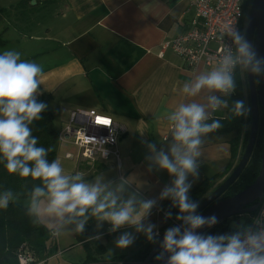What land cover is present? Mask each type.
Wrapping results in <instances>:
<instances>
[{
  "label": "crops",
  "instance_id": "0c3cea01",
  "mask_svg": "<svg viewBox=\"0 0 264 264\" xmlns=\"http://www.w3.org/2000/svg\"><path fill=\"white\" fill-rule=\"evenodd\" d=\"M191 2L0 0V53L18 51L22 60L36 62L43 68L40 88L51 96L48 107L58 132L56 159L63 163L57 148L70 144L59 135L72 110L93 109L126 128L117 144L118 161L114 156L94 162L80 156L66 159L64 154L70 151H64L63 159L68 165L65 173L83 172L90 183L99 176L112 186L126 180L125 199L136 193L143 199L157 201L146 223L154 224V231L159 234L171 226L165 213L172 204L170 199L160 200V193L174 178L147 159L152 155L148 144L167 152L172 137L164 111L180 102L207 104L209 95L202 90L196 97L186 98L181 89L186 81L211 68L203 62L187 65L170 47L163 48L190 28L194 17ZM207 110L210 118L225 116L224 108ZM233 136V132L209 133L202 138L197 160L199 178L188 177L192 182L189 196L203 181L210 180L214 185L233 169L235 165L220 176L230 161L229 141ZM156 208L160 211L156 212ZM87 226L94 236L101 237L95 239L104 247L100 255L93 251L88 259L82 243L75 241V233L64 232L50 238L47 248L51 252L33 264H103L115 258L126 261L150 243L131 226L114 233L108 232L110 225L106 222L97 230L95 219H90ZM125 231L133 233L135 241L127 249H117L115 241Z\"/></svg>",
  "mask_w": 264,
  "mask_h": 264
},
{
  "label": "clouds",
  "instance_id": "9594fccd",
  "mask_svg": "<svg viewBox=\"0 0 264 264\" xmlns=\"http://www.w3.org/2000/svg\"><path fill=\"white\" fill-rule=\"evenodd\" d=\"M225 37L231 44L223 49L216 65L186 81L181 89L186 98L207 91V104L180 102L175 108L166 109L164 116L172 137L168 151H157L155 144H148L152 155L147 159L174 178L159 199H170L172 206L178 208L175 219L182 222L164 232L161 251L154 257L162 264H264V212L251 223L234 222L235 230L229 233L202 234L197 230L212 228L218 218L197 213L199 204L189 197L192 182L188 177L199 178L197 160L201 156L202 138L223 127L220 119L208 122L207 109L216 112L229 107L227 97L236 89L237 68L254 77L264 75V57H258L244 33L226 25L220 38ZM42 75V66L22 60L20 52L0 53V161L9 174L31 178L42 185L29 193L25 204L27 215L34 223L48 228L53 237L64 232L82 234L89 220L95 219L97 230L105 222L110 225L109 233L131 226L136 233H143L148 242L156 244L159 232L154 231V224L146 223L156 200L143 199L136 193L125 199L123 193L128 182L123 179L112 186L99 176L90 183L83 172L66 174L60 159L48 160L51 149L38 146L31 125L41 120L48 108L38 100L42 94ZM250 110L243 99L234 101L230 109L232 117H246ZM16 200L11 190L0 192V210H6ZM171 216V211L165 213L166 219ZM99 238L97 235L89 239ZM135 238L133 233L125 231L116 239L115 247L127 249Z\"/></svg>",
  "mask_w": 264,
  "mask_h": 264
},
{
  "label": "trees",
  "instance_id": "16d2710c",
  "mask_svg": "<svg viewBox=\"0 0 264 264\" xmlns=\"http://www.w3.org/2000/svg\"><path fill=\"white\" fill-rule=\"evenodd\" d=\"M252 1L253 0H244L243 21L247 19ZM0 43H2L1 38ZM244 77L247 79L246 72L243 75L240 73L239 68H237L235 72L236 89L230 97H227L229 107L224 108L225 116L213 117L208 121L211 123L212 119H220L223 124L222 128L212 132L214 134L234 133V136L229 141L231 150L230 161L220 176L224 175L238 162L245 148L249 134L250 112L246 117H232L230 111L233 102L241 99L245 100L246 107L250 108L248 87L246 90L243 84ZM262 77H264V75L254 77V82L257 79L261 80ZM255 85L258 86L259 83H255ZM40 91L42 94L38 96V100L48 105L51 99L50 94L44 92L41 88ZM221 98L224 99L225 97ZM42 117L41 120L34 121L31 125L32 134L38 138V146L51 149L47 157L51 162L56 159L55 143L58 139V132L54 127L53 117L49 107L42 113ZM262 137H264V112L259 110L258 132L250 159L239 177L222 194V198L238 193L253 183L257 177L261 165ZM37 186H42L40 181H32L31 178H21L18 174H9L4 167V163L0 161V192L11 190L17 197L15 202H10L6 210H0V264H18L17 249L22 243H26L30 248L36 258V262L45 259L48 253L51 252V249L47 248V242L51 238L49 230L43 225L34 223L32 218L27 215L26 207L21 204V199L28 198L31 190ZM212 186L213 184L210 180L203 181L193 190L189 196L190 199L199 203L201 199L210 192ZM167 211H171L172 213V216L169 218V225H172L173 221H177L175 217L179 214L178 208L173 207L171 204L167 206ZM236 218L237 216L225 219L212 228L205 230L202 234L216 235L234 231L231 230L230 224ZM90 237H94V232L90 226H87L82 234L75 233V241L77 243H82L88 259L91 258L93 251L98 255L104 252V247L95 241V239H89ZM151 246L152 243L147 244L143 248L136 250L125 260L142 263L147 257ZM121 259L122 258H115L111 260V262L103 264H116L115 262ZM152 260H154V258Z\"/></svg>",
  "mask_w": 264,
  "mask_h": 264
},
{
  "label": "built area",
  "instance_id": "2783aa9c",
  "mask_svg": "<svg viewBox=\"0 0 264 264\" xmlns=\"http://www.w3.org/2000/svg\"><path fill=\"white\" fill-rule=\"evenodd\" d=\"M243 3L244 0H192L194 17L190 28L165 43L163 48L170 47L187 65L203 62L209 68H213L223 49L231 44L227 37L220 38L224 27L234 26L244 33L246 21H243ZM105 119L109 124L98 122ZM125 132V126L115 122L110 116L100 114L93 109H77L69 112L68 121L59 138L78 150L76 155L66 152L64 154L66 159L80 156L94 162L114 156L118 161L117 144ZM155 211L160 210L156 208ZM261 212H264V196L253 212L240 217H243L246 223H251ZM20 252H18V264H33L36 261L32 252L25 249H20ZM115 263L141 264L121 260Z\"/></svg>",
  "mask_w": 264,
  "mask_h": 264
},
{
  "label": "water",
  "instance_id": "95a60500",
  "mask_svg": "<svg viewBox=\"0 0 264 264\" xmlns=\"http://www.w3.org/2000/svg\"><path fill=\"white\" fill-rule=\"evenodd\" d=\"M244 34L254 45L258 57H264V0L252 1ZM246 76L251 110L249 134L245 148L230 173L201 199L197 209V213L205 217L215 215L218 218V223L237 216L230 224L231 230H235L234 222H239L240 220L245 222V219L240 216L253 212L259 205L262 196H264V137H262L261 165L257 177L253 183L243 190L232 196L222 198V194L235 182L250 159L258 132L259 110L264 112V77L261 78L259 85L256 86L254 76L248 72H246ZM181 224V221H173L170 227L180 226ZM207 229L209 228L204 227L198 229L197 232L202 233ZM164 232L159 234L157 243L152 244L147 257L141 264H152L151 260L161 251L160 244L163 241ZM156 264H162V262L157 261Z\"/></svg>",
  "mask_w": 264,
  "mask_h": 264
},
{
  "label": "rangeland",
  "instance_id": "374dc122",
  "mask_svg": "<svg viewBox=\"0 0 264 264\" xmlns=\"http://www.w3.org/2000/svg\"><path fill=\"white\" fill-rule=\"evenodd\" d=\"M239 71H240V73H242L243 75H244V73L245 72H242L240 69H239ZM243 84H244V88L247 90V79H246V77H244V79H243ZM58 150H57V153H59L58 154V156L60 155V158L63 160V163H62V166L63 167H66V162L64 161L65 159H63V154H64V151H70V152H72L74 155H76L77 154V148L75 147V146H73L72 144H67V145H64V147H61V149L60 148H57ZM59 151V152H58ZM68 166V165H67ZM72 174H74V173H72ZM220 182H217L216 184H214L212 187H211V189H210V191L215 187V186H217L218 184H219ZM26 201H27V198H23V199H21V204L23 205V206H25V204H26ZM49 241L51 242V239H49ZM20 249H25V250H27V251H30V252H32L31 250H30V248L26 245V243H22L19 247H18V249H17V252H20ZM21 253V252H20ZM18 255V254H17ZM33 263H36V261L35 262H33Z\"/></svg>",
  "mask_w": 264,
  "mask_h": 264
},
{
  "label": "snow or ice",
  "instance_id": "6c2138e0",
  "mask_svg": "<svg viewBox=\"0 0 264 264\" xmlns=\"http://www.w3.org/2000/svg\"><path fill=\"white\" fill-rule=\"evenodd\" d=\"M98 122L103 123V124H105V125L109 124V121L106 120V119H105V120H102V121L98 120Z\"/></svg>",
  "mask_w": 264,
  "mask_h": 264
},
{
  "label": "flooded vegetation",
  "instance_id": "af4514ba",
  "mask_svg": "<svg viewBox=\"0 0 264 264\" xmlns=\"http://www.w3.org/2000/svg\"><path fill=\"white\" fill-rule=\"evenodd\" d=\"M151 262H152V264H156V260L154 259V260H151Z\"/></svg>",
  "mask_w": 264,
  "mask_h": 264
}]
</instances>
